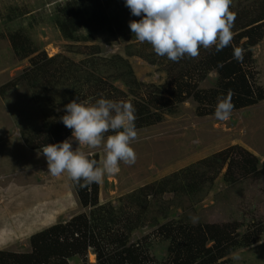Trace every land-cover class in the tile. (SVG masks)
<instances>
[{
    "label": "trees",
    "instance_id": "1",
    "mask_svg": "<svg viewBox=\"0 0 264 264\" xmlns=\"http://www.w3.org/2000/svg\"><path fill=\"white\" fill-rule=\"evenodd\" d=\"M246 1L248 6L231 10L236 13L234 39L219 53L214 47L210 50L201 48L197 58L185 57L173 62L158 56L150 44L140 43L141 51L129 55L163 67L166 79L158 86L137 82L128 60L121 56L95 59L96 53H87L88 60L83 62L86 68L90 62L92 69L99 66L115 73L114 79L123 82L130 94L113 86L112 76L105 78L97 75L95 70L83 71L62 56L47 58L44 52L39 53L27 44L21 31L14 32L9 35L13 51L20 59L32 56L31 65L0 91L21 84L32 94L33 101L46 105L40 127L33 132H23L26 143L33 149L63 142L72 135V130L62 123L61 117L65 115V105L75 98L89 105L100 98L130 101L136 108L137 130L160 122L163 115L174 113L176 107L187 100L196 103L199 117L214 116L217 103L229 92L235 93L233 111L253 107L264 101V88L257 82L252 53V49L264 40V0ZM55 19V25L67 40L90 42L101 32L111 36L118 34L140 17L133 16L126 6L112 10L109 1L105 0H69L56 7ZM81 32H85V36H79ZM130 34L137 41L131 29ZM236 47L245 49L243 62L233 58ZM211 73L216 74L213 87L201 88ZM56 104H60L63 110L56 111ZM89 158L96 160L99 166L97 157ZM196 165L133 192L129 208L136 209L130 211L127 206L121 209L99 206V184L81 188L71 180L81 207L88 211L33 234L29 238L28 252L1 250L0 264H71L78 258L86 264L89 250L96 256V264H158L159 260L150 257L147 247L152 237L168 243L161 264H231L228 256L235 249L248 248L262 241L264 228L252 226L241 234L242 225L236 222L192 224L183 217L169 219V215L162 211L150 216L148 211L153 207L150 201L162 200L163 195L170 193L179 198L180 204L168 209L184 210L181 202L186 200L192 204L199 201L211 190L223 169L222 182L229 187L248 177L262 178L264 169L260 171L258 158L241 147L216 153ZM146 225L153 231L130 244L132 234Z\"/></svg>",
    "mask_w": 264,
    "mask_h": 264
},
{
    "label": "rangeland",
    "instance_id": "2",
    "mask_svg": "<svg viewBox=\"0 0 264 264\" xmlns=\"http://www.w3.org/2000/svg\"><path fill=\"white\" fill-rule=\"evenodd\" d=\"M67 1L0 0V88L14 81L31 65L32 56L20 59L13 51L9 35L17 31L26 37L27 44L39 53L44 52L47 58L62 56L83 71L95 70L97 75L105 78L112 76L113 86L125 94H130L128 88L114 79L115 73L99 66L92 69L90 62L88 68L83 65L88 60L87 53H96L95 59L121 56L128 60L137 82L156 86L164 83L166 74L163 67L129 55L141 51V44L133 40L128 26L113 36L107 32L98 33L90 42L64 38L55 25V10ZM106 1L112 10L125 6L124 0ZM246 5H249L246 0H232L231 10ZM79 36H85V32ZM252 53L257 82L264 88V40L252 49ZM215 77L216 74L211 73L201 88L213 87ZM31 95L21 84L11 90L5 88L0 91V251L28 252L29 238L33 234L88 211L81 207L68 174L52 176L47 171L43 149H33L23 137V132L38 129L45 118L46 105L36 103ZM196 107L194 101L187 100L178 105L174 113L163 115L160 122L137 130L138 139L131 144L137 161L132 166L121 162L118 174L106 175L99 183V206L116 209L127 206L129 211L136 209L129 208L133 192L161 182L192 165L197 166L199 162L232 147H241L253 154L259 160V170L264 169V101L233 111L228 121H219L215 115L199 117ZM55 109L63 110L60 104H56ZM73 148L89 157H97L99 166H102L105 158L102 147L93 149L74 141ZM224 172L225 169L199 201L192 204L186 200L181 202L184 210H169L168 207L176 208L180 202L178 197L166 193L162 200L150 201L153 207L149 208V215L162 211L169 215V219L183 217L192 224L236 222L242 225L241 234L252 226L264 228V176L258 179L248 177L229 187L222 182ZM193 217L198 218V222L194 223ZM152 231L149 225L138 229L132 234L130 244L142 240ZM167 245L155 237L147 242L149 255L159 260L158 264H161V259L164 262ZM237 256L239 259H235ZM227 259L231 264H264V238L251 247L235 249ZM71 264L83 262L78 258ZM86 264H96L92 250L88 251Z\"/></svg>",
    "mask_w": 264,
    "mask_h": 264
},
{
    "label": "clouds",
    "instance_id": "3",
    "mask_svg": "<svg viewBox=\"0 0 264 264\" xmlns=\"http://www.w3.org/2000/svg\"><path fill=\"white\" fill-rule=\"evenodd\" d=\"M124 3L133 16L140 17L129 24L137 41L150 44L158 56L173 62L197 58L201 48L214 47L219 53L234 39L236 13L231 11L232 0H124ZM244 56L243 47L234 48L233 58L237 62H243ZM234 95L229 92L219 100L214 112L217 120H230L235 108ZM64 110L61 121L72 130V137L47 144L42 150L52 176L66 172L73 182L87 188L102 183L106 175L118 174L121 162L129 166L136 163L137 155L131 147L138 139L133 103L100 98L89 105L75 98ZM110 132L113 134L106 135ZM74 141L93 149L102 147L105 152L102 166L84 152L76 151ZM193 222H198V218L193 217Z\"/></svg>",
    "mask_w": 264,
    "mask_h": 264
}]
</instances>
